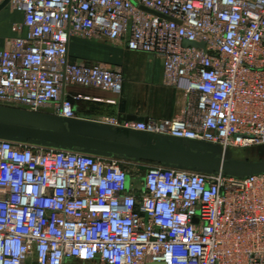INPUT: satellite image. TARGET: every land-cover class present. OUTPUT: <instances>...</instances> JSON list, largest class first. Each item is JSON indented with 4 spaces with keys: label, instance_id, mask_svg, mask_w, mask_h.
Masks as SVG:
<instances>
[{
    "label": "built area",
    "instance_id": "obj_1",
    "mask_svg": "<svg viewBox=\"0 0 264 264\" xmlns=\"http://www.w3.org/2000/svg\"><path fill=\"white\" fill-rule=\"evenodd\" d=\"M7 5L24 18L0 50V105L74 118L73 99L92 98L68 87L121 94V69L72 60L79 34L160 56L183 97L180 116L105 123L224 152L264 145V0ZM151 262L264 264V173L153 165L135 183L115 158L0 139V264Z\"/></svg>",
    "mask_w": 264,
    "mask_h": 264
},
{
    "label": "water",
    "instance_id": "obj_2",
    "mask_svg": "<svg viewBox=\"0 0 264 264\" xmlns=\"http://www.w3.org/2000/svg\"><path fill=\"white\" fill-rule=\"evenodd\" d=\"M8 3L9 0H5L0 9ZM186 45L203 46L204 44L187 41ZM18 119H30L40 125L19 122ZM101 131L110 132L112 137L96 134ZM138 134H145L146 138L140 142ZM0 139L22 144L29 142L42 147L103 157H123L139 163L196 172H221L234 177L264 173V159L234 158L231 151L224 152L217 144L157 135L108 123L82 122L46 112L2 105H0ZM261 146L263 145L257 147Z\"/></svg>",
    "mask_w": 264,
    "mask_h": 264
},
{
    "label": "crops",
    "instance_id": "obj_3",
    "mask_svg": "<svg viewBox=\"0 0 264 264\" xmlns=\"http://www.w3.org/2000/svg\"><path fill=\"white\" fill-rule=\"evenodd\" d=\"M9 7L6 5L0 9V50L9 47L12 38L20 33L19 25L24 18L19 11L9 12ZM83 43L76 35L72 37L71 56L78 53L80 56L84 55L82 49L85 44ZM96 47L99 52L104 53L105 59H109L110 63H107L111 68L122 70L123 90L121 94H114L111 91L93 87L77 85L68 87L67 97L81 93L92 98V100L73 99L75 117L72 119L101 124L105 123L103 120L107 117L134 122L174 118L182 114L183 97L174 87L165 83L164 62L160 56L131 51L118 42L115 45L106 47L97 45ZM74 48L79 49L80 52ZM95 98H99L100 101L93 100ZM110 99H115L116 103H109ZM96 134L112 137V134L107 131ZM137 137L142 142L146 135L138 134Z\"/></svg>",
    "mask_w": 264,
    "mask_h": 264
},
{
    "label": "rangeland",
    "instance_id": "obj_4",
    "mask_svg": "<svg viewBox=\"0 0 264 264\" xmlns=\"http://www.w3.org/2000/svg\"><path fill=\"white\" fill-rule=\"evenodd\" d=\"M9 12L11 13H15L17 12L12 6L9 7ZM20 23V22H19ZM77 37H79L82 42H84L83 44V52L84 55H81L78 53L77 55H72V60L73 61H77V62H81V61H86V62H90V63H101L105 66H109L110 65L108 63L109 59H105V55L104 53L102 54L101 52H99V50H97L98 48L96 47L97 45H101L106 47L107 45H115L116 42L105 39V38H87V37H83L81 35H76ZM74 50L79 51V49L74 48ZM80 52V51H79ZM77 53V52H76ZM105 59V60H104ZM100 60V61H98ZM108 62V63H107ZM16 108V107H14ZM46 114H52V113H48L46 112ZM54 115V114H52ZM17 121L19 122H23V123H31V124H38L35 121H30L27 119H18ZM25 145L28 146H33V147H42V146H38V145H34L33 143H24ZM91 156H95V157H103V156H97V155H93L90 153H85ZM232 156L234 158H238V159H246V160H261L264 159V145L261 147H252L249 149H239V150H235L234 152H232ZM105 158H115L119 161L120 165L126 169H128L131 174H132V178L133 181L135 183H138L139 180L144 176V174L146 173V171L153 166V164H145V163H139L136 162L134 160L131 159H127V158H123V157H114V156H110V157H105Z\"/></svg>",
    "mask_w": 264,
    "mask_h": 264
},
{
    "label": "bare ground",
    "instance_id": "obj_5",
    "mask_svg": "<svg viewBox=\"0 0 264 264\" xmlns=\"http://www.w3.org/2000/svg\"><path fill=\"white\" fill-rule=\"evenodd\" d=\"M71 55V54H70ZM66 118H71V117H66Z\"/></svg>",
    "mask_w": 264,
    "mask_h": 264
}]
</instances>
